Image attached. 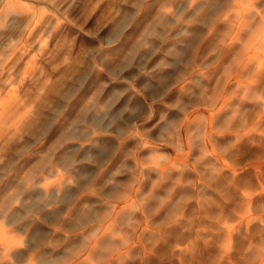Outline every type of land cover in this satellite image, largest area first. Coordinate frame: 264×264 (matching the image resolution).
<instances>
[{
    "label": "rangeland",
    "instance_id": "obj_1",
    "mask_svg": "<svg viewBox=\"0 0 264 264\" xmlns=\"http://www.w3.org/2000/svg\"><path fill=\"white\" fill-rule=\"evenodd\" d=\"M0 159V264H264V0H0Z\"/></svg>",
    "mask_w": 264,
    "mask_h": 264
},
{
    "label": "clouds",
    "instance_id": "obj_2",
    "mask_svg": "<svg viewBox=\"0 0 264 264\" xmlns=\"http://www.w3.org/2000/svg\"><path fill=\"white\" fill-rule=\"evenodd\" d=\"M90 127V126H89ZM113 134H117V130L113 129L112 130ZM98 132L96 129H92L89 133V136H95L97 135ZM116 151L115 145L112 146H108L106 151L102 154H99L100 150L97 149L98 152V158L96 159H84V160H78V161H74L77 163H87L91 169H92V173L95 174H99L102 173L107 167L108 165L111 163L112 160V156L113 153ZM4 162L2 159H0V165H2ZM88 180L85 179L84 180V184H87ZM79 194V192L77 193V195ZM18 205V201L13 202L11 205H5L2 202H0V210H9L12 211L13 214H15L16 212H20L22 211V209L20 207L17 206Z\"/></svg>",
    "mask_w": 264,
    "mask_h": 264
},
{
    "label": "bare ground",
    "instance_id": "obj_3",
    "mask_svg": "<svg viewBox=\"0 0 264 264\" xmlns=\"http://www.w3.org/2000/svg\"><path fill=\"white\" fill-rule=\"evenodd\" d=\"M10 5H11V4H10ZM8 6H9V5H8ZM11 8H12V7H11ZM11 8H10V9H11ZM7 9H9V8H7ZM9 11H10V10H9ZM11 11H12V10H11ZM6 14H7V13H5V15H6ZM7 15H8V14H7ZM22 76H23V75H22ZM21 81H22V80H21ZM52 92H53V93H57L56 87L53 88ZM17 94H18V93H17ZM18 95H19V94H18ZM5 108H6V107H5Z\"/></svg>",
    "mask_w": 264,
    "mask_h": 264
}]
</instances>
